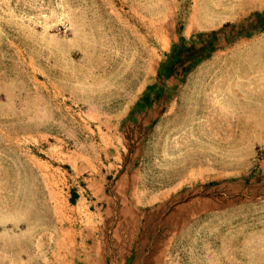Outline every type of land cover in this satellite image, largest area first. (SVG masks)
<instances>
[{
	"label": "rangeland",
	"instance_id": "1",
	"mask_svg": "<svg viewBox=\"0 0 264 264\" xmlns=\"http://www.w3.org/2000/svg\"><path fill=\"white\" fill-rule=\"evenodd\" d=\"M0 264H264V0H0Z\"/></svg>",
	"mask_w": 264,
	"mask_h": 264
}]
</instances>
